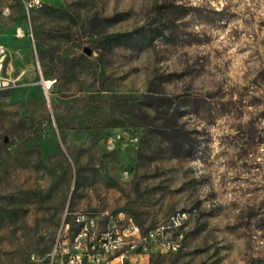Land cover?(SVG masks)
I'll return each mask as SVG.
<instances>
[{
    "label": "rangeland",
    "instance_id": "1",
    "mask_svg": "<svg viewBox=\"0 0 264 264\" xmlns=\"http://www.w3.org/2000/svg\"><path fill=\"white\" fill-rule=\"evenodd\" d=\"M24 1L0 0V264H57L67 212L181 211L148 264H264V0Z\"/></svg>",
    "mask_w": 264,
    "mask_h": 264
},
{
    "label": "built area",
    "instance_id": "2",
    "mask_svg": "<svg viewBox=\"0 0 264 264\" xmlns=\"http://www.w3.org/2000/svg\"><path fill=\"white\" fill-rule=\"evenodd\" d=\"M26 14L43 5L42 0H25L23 2ZM19 36H23L22 30H18ZM0 56H8V49L0 43ZM18 87V80L5 73V65H0V91L12 90ZM133 141H138L137 137ZM118 143H124V137L120 132L108 135L106 144L110 147ZM129 172L124 171V177L128 178ZM73 217L68 221L67 217ZM82 217H90V227L77 229V222ZM105 220L104 226L101 221ZM116 220H128L126 234L115 233ZM73 226L76 230H73ZM138 224L129 216H119V212L102 216L88 212L66 213L65 219L59 229L53 257L57 256V264H126L127 252L134 255L133 264H148L151 253L178 252L183 242L184 214H171L165 221L160 222L146 231L144 235H136ZM68 232H75V240H68ZM139 236V243H134V248L114 247V239ZM105 251H115V258H105ZM35 260V256H32ZM131 261V260H130Z\"/></svg>",
    "mask_w": 264,
    "mask_h": 264
},
{
    "label": "bare ground",
    "instance_id": "3",
    "mask_svg": "<svg viewBox=\"0 0 264 264\" xmlns=\"http://www.w3.org/2000/svg\"><path fill=\"white\" fill-rule=\"evenodd\" d=\"M8 56H0V65H5ZM46 87L51 86V82H47ZM124 177V173H123ZM176 214H184V226L188 220L186 212H176ZM119 216H127L124 213H119ZM90 227V217H82L80 221L77 222V229H87ZM128 229V220H116L115 223V233L126 234ZM146 232H143L140 226L136 228V235H144ZM68 240H75V232H68ZM134 243H139V236H131L116 238L114 239V247H124V248H134ZM105 258H115V251H105Z\"/></svg>",
    "mask_w": 264,
    "mask_h": 264
},
{
    "label": "trees",
    "instance_id": "4",
    "mask_svg": "<svg viewBox=\"0 0 264 264\" xmlns=\"http://www.w3.org/2000/svg\"><path fill=\"white\" fill-rule=\"evenodd\" d=\"M165 121L166 122L161 127L163 129H165V132L168 135L169 140L175 146H179L181 144V142H182V133H181V131L177 130L176 127H175V125L169 124L168 120H165ZM68 213H70V212H68ZM67 218L69 219V217H67Z\"/></svg>",
    "mask_w": 264,
    "mask_h": 264
},
{
    "label": "water",
    "instance_id": "5",
    "mask_svg": "<svg viewBox=\"0 0 264 264\" xmlns=\"http://www.w3.org/2000/svg\"><path fill=\"white\" fill-rule=\"evenodd\" d=\"M85 53L90 56V55H92V50L86 48Z\"/></svg>",
    "mask_w": 264,
    "mask_h": 264
}]
</instances>
